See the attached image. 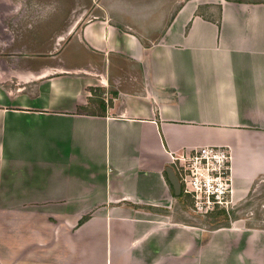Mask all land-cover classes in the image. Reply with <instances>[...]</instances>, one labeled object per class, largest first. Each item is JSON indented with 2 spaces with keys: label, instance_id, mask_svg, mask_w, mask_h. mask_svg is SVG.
Returning <instances> with one entry per match:
<instances>
[{
  "label": "crops",
  "instance_id": "obj_1",
  "mask_svg": "<svg viewBox=\"0 0 264 264\" xmlns=\"http://www.w3.org/2000/svg\"><path fill=\"white\" fill-rule=\"evenodd\" d=\"M75 24L80 63L0 80V264H223L236 224L199 243L166 169L221 146L232 206L264 181V0H90Z\"/></svg>",
  "mask_w": 264,
  "mask_h": 264
},
{
  "label": "rangeland",
  "instance_id": "obj_2",
  "mask_svg": "<svg viewBox=\"0 0 264 264\" xmlns=\"http://www.w3.org/2000/svg\"><path fill=\"white\" fill-rule=\"evenodd\" d=\"M89 2L90 0H0V80L13 73L23 75L35 65H53L51 62L55 60H64L69 64L84 60L86 56L82 51L83 46L76 42L79 26L76 28V24H73ZM184 163L186 168L195 171L192 159ZM182 191L185 193L183 186ZM187 197L189 222L193 227L197 226L192 228L191 235L199 243H205L216 229L224 226L225 229H231L236 224L238 232L230 235L227 232L223 236L225 239L218 243V252L226 256V261L222 259L223 264L237 263L233 259L236 254L226 248L232 236L238 237L239 248L235 253H238L240 259L237 264H247L244 259L247 253L244 240L247 237H253V245L249 251L252 253L253 263L248 264H264V181L254 184L245 201L229 206L228 209L224 206L206 209L204 196L197 200L199 205L192 195ZM222 209L224 212L220 213ZM182 215L186 218L187 212Z\"/></svg>",
  "mask_w": 264,
  "mask_h": 264
},
{
  "label": "built area",
  "instance_id": "obj_3",
  "mask_svg": "<svg viewBox=\"0 0 264 264\" xmlns=\"http://www.w3.org/2000/svg\"><path fill=\"white\" fill-rule=\"evenodd\" d=\"M191 159L195 171L185 167L184 162ZM229 160L230 153L226 147L205 146L176 158L173 164L184 192L192 195L198 205L197 200L204 196L206 209L215 206L228 209L232 206L229 197Z\"/></svg>",
  "mask_w": 264,
  "mask_h": 264
},
{
  "label": "water",
  "instance_id": "obj_4",
  "mask_svg": "<svg viewBox=\"0 0 264 264\" xmlns=\"http://www.w3.org/2000/svg\"><path fill=\"white\" fill-rule=\"evenodd\" d=\"M166 173L168 175V180L173 185L174 189L176 191L180 190V184L177 175L174 173V171L169 167L166 169Z\"/></svg>",
  "mask_w": 264,
  "mask_h": 264
},
{
  "label": "trees",
  "instance_id": "obj_5",
  "mask_svg": "<svg viewBox=\"0 0 264 264\" xmlns=\"http://www.w3.org/2000/svg\"><path fill=\"white\" fill-rule=\"evenodd\" d=\"M223 212H224V210L222 209V210L220 211V213H223ZM224 227H226V226H224ZM224 227H223V228H224ZM221 228H222V227H221ZM218 229H220V228H218ZM218 229H216V230H218Z\"/></svg>",
  "mask_w": 264,
  "mask_h": 264
},
{
  "label": "flooded vegetation",
  "instance_id": "obj_6",
  "mask_svg": "<svg viewBox=\"0 0 264 264\" xmlns=\"http://www.w3.org/2000/svg\"><path fill=\"white\" fill-rule=\"evenodd\" d=\"M61 39V38H60Z\"/></svg>",
  "mask_w": 264,
  "mask_h": 264
}]
</instances>
